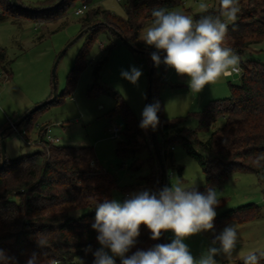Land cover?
Wrapping results in <instances>:
<instances>
[{
  "label": "trees",
  "instance_id": "1",
  "mask_svg": "<svg viewBox=\"0 0 264 264\" xmlns=\"http://www.w3.org/2000/svg\"><path fill=\"white\" fill-rule=\"evenodd\" d=\"M17 1L22 7L13 6L10 0H0L3 15L48 22L65 16L69 7L80 1L82 5L90 6L82 27L92 25L85 33L86 42L68 76L66 90L53 101L42 104L22 123L26 141H31L32 121L39 112L44 111L49 103H61L73 92L78 75L84 68L86 53L102 32L116 36L110 30L113 28L133 46L151 54L155 49L139 42L145 25L152 21L151 10L155 7L172 10L181 4L180 0H127L126 17L123 18L92 6V0H64L56 8L52 7L58 0H46L36 7H25L20 0ZM218 6L219 0L210 12L216 14ZM239 6L241 12L235 23L229 24L225 46L233 48L241 56L252 45L264 41V0H239ZM199 15L196 14L194 19ZM138 55L141 56L139 63L149 73L150 57ZM106 60L107 56H104L95 68L96 74ZM4 61L5 53L1 50V67ZM240 68V83H230L228 98L212 101L200 112L198 126L194 129L184 125L185 119L171 121L164 116L157 96L164 72L159 78H155L154 73L153 103L158 101L160 105V123L156 133L165 167L167 172L171 170L180 177L183 175L184 167L176 165L172 149L180 144L203 169L205 186H195L201 193L207 187H222L234 172L264 176V166L257 167L254 163L258 156L264 154V64L246 59L241 60ZM2 72L10 78L4 67ZM114 96L115 105L109 116L111 119L118 117L122 127V139L117 142L116 153L124 162H130L129 168L133 171L144 166L149 169L147 175L122 190L127 192L141 187L142 190L159 191L161 170L153 149L151 128L148 132L140 128L135 113L124 98L118 92H114ZM221 120L223 123L219 126ZM205 133L209 136L202 140L201 135ZM46 135L47 126H44L36 140L41 150L12 160L7 158L5 165L0 167V248L15 256L19 264H25L32 252L41 254V264H50L51 260H58L60 264H80V259L84 264H93L92 252L86 253L85 249L89 245L93 251L99 248L97 232L91 227L95 220L94 206L104 197L112 199L113 190L119 188L116 178L100 166L93 147L56 145L48 142ZM143 150L148 152L146 158L139 157ZM258 214V207L253 204L226 210L216 217L214 226L217 229L233 220L246 222ZM38 233L46 235L49 241L46 248L37 246L35 236ZM150 237L149 230L141 226V234L128 255L137 249L158 244V240ZM116 263L121 264L119 258Z\"/></svg>",
  "mask_w": 264,
  "mask_h": 264
},
{
  "label": "rangeland",
  "instance_id": "2",
  "mask_svg": "<svg viewBox=\"0 0 264 264\" xmlns=\"http://www.w3.org/2000/svg\"><path fill=\"white\" fill-rule=\"evenodd\" d=\"M20 1L25 7H36L46 0ZM126 1L92 0V6L124 18ZM180 1L181 4L172 9L173 11L182 12L193 18L200 13L201 0ZM204 2L209 4L210 9L217 6V0ZM80 7L82 3L76 1L69 7L65 16L48 22L45 20L35 22L19 16L14 17L15 15H3L0 11V51L3 50L5 53L2 65L10 75L9 78L2 72L3 67L0 64V157L3 132H6L4 137L6 157L12 160L41 150L36 140L41 129L48 125L50 131L48 135L59 139L56 145L91 146L95 149L100 166L116 178L119 188L113 190L112 198L123 201L128 198L127 193L130 195L143 191L142 188L127 192L123 190L138 182L140 177L147 175L149 169L144 166L139 171H133L129 168L130 162H124L117 155V142L121 137L113 138L110 129L116 125L121 126V120L118 117L111 119L109 113L115 105L114 92H118L140 123L142 111L147 105L149 79L147 70L138 61L141 56L130 51L118 37L102 32L90 46L84 59V68L78 75L73 92L64 97L61 103L47 104V108L33 119L31 143L26 142L24 124L17 127V130L10 128L12 123L15 124L29 110L52 100L53 68L62 53L56 66L57 96L66 90L68 76L85 45L87 34L75 39L84 29L92 26L83 29L82 21L88 11L84 15H76L75 11ZM150 23L148 22L141 32L139 42L142 44L145 43L141 37ZM104 56H107L106 63H102L96 74L95 68ZM240 57L243 61L254 59L264 64V41L243 51ZM132 66L141 69L143 73L135 85L120 75L121 70H129ZM164 66L162 64L159 67L155 66V78H159L164 72L157 88L163 114L171 121L185 119L184 125L191 129L198 126L199 113L212 101L228 98L230 83L239 84L241 78L240 73H233L207 85L200 93H192L188 77L178 76L174 69L167 66L164 71ZM222 123L221 120L218 125ZM149 129L143 130L148 132ZM208 136L209 133H205L201 138L206 140ZM147 154V150H143L139 157L146 158ZM174 157L176 165L183 166L184 171L181 177L173 171V176L167 178L168 184L184 180L189 185L205 186L206 179L202 167L180 144L175 146ZM215 189L221 200V205L217 208L218 215L226 210L253 204L258 207V216L242 223L230 221L215 229V232H206L208 234L206 237L202 233L197 234L185 240V243L193 255L200 256L211 246L210 234H219L224 227L232 224L237 228L239 236L236 252L231 260L223 257L219 264H236L234 260L244 254L247 255L249 251L264 249V176L234 172L222 187ZM172 235L174 239V233H167L169 241ZM219 258L222 259V256L216 257Z\"/></svg>",
  "mask_w": 264,
  "mask_h": 264
},
{
  "label": "clouds",
  "instance_id": "3",
  "mask_svg": "<svg viewBox=\"0 0 264 264\" xmlns=\"http://www.w3.org/2000/svg\"><path fill=\"white\" fill-rule=\"evenodd\" d=\"M199 12V18L194 19L179 11L155 7L151 10L152 21L141 37L147 46L155 49L151 53L154 65L164 64L174 69L178 76L188 77L192 93H200L221 77L239 72L241 63V57L234 49L225 46L229 24H234L241 12L239 0H219L216 14L210 12L209 4L201 0ZM142 74V70L135 66L120 73L133 85L138 83ZM159 109L158 101L146 105L139 127L155 130L160 123ZM262 162L264 154L254 161L257 167L264 166ZM220 205L214 187H207L201 193L195 185L186 187L180 182L156 192L131 193L123 201L104 197L95 203V220L91 225L97 232L100 247L93 251L89 245L85 252H92L93 264H116L117 257L121 264H219L218 256L231 260L239 240L237 228L232 224L214 235L211 246L199 258L193 256L185 243L202 232H215L214 221ZM141 226L149 230L154 241L169 231L175 238L170 243L154 244L128 255L141 234ZM35 242L40 249L49 243L42 233L36 234ZM40 255L32 252L25 264H41ZM240 260L242 264H261L264 249L249 251L240 256ZM0 264L19 262L0 248ZM50 264L60 262L51 260ZM80 264H84L81 259Z\"/></svg>",
  "mask_w": 264,
  "mask_h": 264
},
{
  "label": "water",
  "instance_id": "4",
  "mask_svg": "<svg viewBox=\"0 0 264 264\" xmlns=\"http://www.w3.org/2000/svg\"><path fill=\"white\" fill-rule=\"evenodd\" d=\"M12 5L15 7H22L17 0H10ZM64 0H58L55 5L52 8H56L58 7ZM24 9H26L25 7H23ZM92 27H88L86 29L83 30V32L75 39H79L80 37H82L85 33H87ZM110 30L112 31L113 34H115L122 42L124 45H126V47H128V49L130 51H132L133 53H137V54H146L150 57L151 59V54L146 53L144 51L139 50L138 48H136L135 46H133L130 42H128L123 36H121L117 31H115L113 28H110ZM74 40V41H75ZM73 41V42H74ZM63 54V53H62ZM61 54V56H62ZM60 56V57H61ZM60 57L57 59V62L53 68V98L51 101H53L54 99H56L57 97V85H56V66L57 63L60 59ZM154 73H155V65L151 59V65H150V69H149V73H148V79H149V86H148V95H147V105L148 104H152L153 103V77H154ZM41 106V105H40ZM40 106H37L31 110H29L27 113H25L21 118L18 119V121L13 125L10 126V128H17L19 127L29 116H31ZM151 132H152V144H153V149H154V153L156 155L158 164L160 166V170H161V189H163L165 186H167V169L165 167L163 158H162V154H161V150L159 147V142H158V138H157V133H156V129L153 130L151 128ZM4 133H2V149H1V165L0 167H3L7 161V157H6V148H5V142H4ZM160 189V190H161ZM158 244H164V233H162L160 239H158Z\"/></svg>",
  "mask_w": 264,
  "mask_h": 264
},
{
  "label": "built area",
  "instance_id": "5",
  "mask_svg": "<svg viewBox=\"0 0 264 264\" xmlns=\"http://www.w3.org/2000/svg\"><path fill=\"white\" fill-rule=\"evenodd\" d=\"M88 10H89V6L86 5V4H83L82 7L78 8V9L75 11V13H76V15H84ZM236 73H240V74H241V68H240V71H239V72H236ZM13 125H14V124L12 123V126H13ZM13 129L17 130V128H14V127H13ZM47 131H48V130H47ZM110 132H111L113 138H115V139L117 138V139H118V138L121 137V139H122V134H121V132H122V127H121V126H119V125L113 126V127L110 129ZM45 139H46L48 142H51V143H57V142L59 141L58 138H52V137H50L48 134L46 135ZM26 142L31 143V141H26ZM172 149H174V148H172ZM173 174H174L173 171H171V172H167V178H168V177H172ZM126 196L128 197L129 194L127 193Z\"/></svg>",
  "mask_w": 264,
  "mask_h": 264
},
{
  "label": "crops",
  "instance_id": "6",
  "mask_svg": "<svg viewBox=\"0 0 264 264\" xmlns=\"http://www.w3.org/2000/svg\"><path fill=\"white\" fill-rule=\"evenodd\" d=\"M234 74H235V73H234ZM227 77H228V76H227ZM46 126H47V130H49V129H48V125H46ZM48 132H50V131H47V134H48ZM174 149H175V148H174ZM168 172H169V170H168ZM180 183H182V184H183L184 186H186V187H187V186H192V185H189L187 181H183V182H180ZM173 184H175V183H173ZM167 186H171V184H168V183H167ZM195 186H196V185H195ZM140 188H141V187H140ZM167 233H170V234H171L172 232L169 231V232H165V233H164V243H170V242L173 240V238H172L173 235H172V236H171V240L169 241V239L167 238ZM200 234H201V233H200ZM202 234H204L205 237L208 236V234H207L206 232H202ZM213 235H214V234H212V235L210 234V236H209V237H210V240H213ZM208 239H209V238H208ZM244 255H246V254H244ZM193 256L196 257V258H199V255L197 256V254H196V255H193ZM223 259H224V258H223V256H222V259L219 258V259H217V260L220 262V261L223 260ZM239 261H241L239 257H238L236 260H234V262H235L236 264H238ZM220 264H223V263H220Z\"/></svg>",
  "mask_w": 264,
  "mask_h": 264
}]
</instances>
